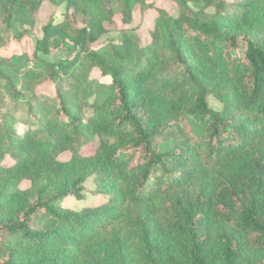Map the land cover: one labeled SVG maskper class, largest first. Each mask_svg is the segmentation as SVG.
<instances>
[{
    "label": "trees",
    "instance_id": "obj_1",
    "mask_svg": "<svg viewBox=\"0 0 264 264\" xmlns=\"http://www.w3.org/2000/svg\"><path fill=\"white\" fill-rule=\"evenodd\" d=\"M173 1L0 0V264H264V0Z\"/></svg>",
    "mask_w": 264,
    "mask_h": 264
},
{
    "label": "rangeland",
    "instance_id": "obj_2",
    "mask_svg": "<svg viewBox=\"0 0 264 264\" xmlns=\"http://www.w3.org/2000/svg\"><path fill=\"white\" fill-rule=\"evenodd\" d=\"M149 3L156 2L158 6L163 7L167 9L168 11H173L175 8L176 2L173 0H148ZM66 11L65 4H61L58 7L54 6L53 4H48L45 6V9H43L40 13V16L38 15L39 19L38 21L31 26V33L29 35L21 36L20 38H16L15 40H12L11 43L7 47L0 48V56H8V57H14L17 55H20L22 53H29L32 54L36 50V41L37 39H41L44 35L43 28L47 22L50 21L52 16H55L56 21H59L63 18ZM137 15V13H136ZM135 15V16H136ZM158 12L156 9H149L144 17L143 20V27L146 28H152L155 22V18L157 17ZM118 20L120 18L118 17ZM120 22V21H119ZM28 27V26H27ZM25 27H21L20 24H14L12 31L13 35H21V33L24 31ZM145 35L147 32L144 33ZM78 47L73 45L72 43H69L68 45L52 51L50 54H45L43 51H39V55L49 61H58L62 59H68L72 58L76 55L78 51ZM93 76L100 77V72L98 70L93 71ZM102 82H110V77H104L101 79ZM44 91L53 93L54 87L53 85H49L48 87L44 88ZM210 104L212 107H219L220 103L214 99L213 97L210 98ZM92 111L90 109H86L84 117L86 118ZM94 144L87 146L84 149L85 154L93 152ZM71 156L70 152L62 153L59 156V159L61 160H67ZM8 163H11V160L7 159ZM31 181L30 180H24L22 181L20 187L22 189H27L31 187ZM88 194L87 198L84 200H77L74 197H70L65 200V202L72 206L74 209H81L82 207L86 205H98L101 203V201L104 199L103 196H100L98 194H94L93 192L97 190L98 184L96 182L95 176H92L86 183H85Z\"/></svg>",
    "mask_w": 264,
    "mask_h": 264
}]
</instances>
